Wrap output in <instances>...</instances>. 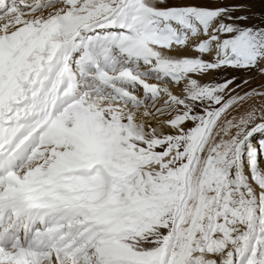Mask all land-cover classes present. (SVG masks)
I'll use <instances>...</instances> for the list:
<instances>
[{"label": "snow or ice", "instance_id": "1", "mask_svg": "<svg viewBox=\"0 0 264 264\" xmlns=\"http://www.w3.org/2000/svg\"><path fill=\"white\" fill-rule=\"evenodd\" d=\"M0 264H264V12L0 0Z\"/></svg>", "mask_w": 264, "mask_h": 264}, {"label": "rangeland", "instance_id": "2", "mask_svg": "<svg viewBox=\"0 0 264 264\" xmlns=\"http://www.w3.org/2000/svg\"><path fill=\"white\" fill-rule=\"evenodd\" d=\"M240 2H248L254 13L264 12V0H240Z\"/></svg>", "mask_w": 264, "mask_h": 264}]
</instances>
